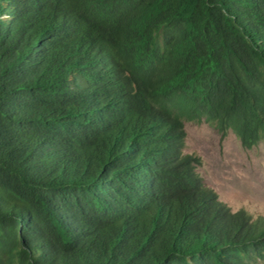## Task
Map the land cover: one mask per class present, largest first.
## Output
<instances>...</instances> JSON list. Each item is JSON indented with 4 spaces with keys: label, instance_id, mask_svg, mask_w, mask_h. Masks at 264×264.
Listing matches in <instances>:
<instances>
[{
    "label": "trees",
    "instance_id": "trees-1",
    "mask_svg": "<svg viewBox=\"0 0 264 264\" xmlns=\"http://www.w3.org/2000/svg\"><path fill=\"white\" fill-rule=\"evenodd\" d=\"M264 138V0H0V264H257L185 121Z\"/></svg>",
    "mask_w": 264,
    "mask_h": 264
},
{
    "label": "rangeland",
    "instance_id": "rangeland-1",
    "mask_svg": "<svg viewBox=\"0 0 264 264\" xmlns=\"http://www.w3.org/2000/svg\"><path fill=\"white\" fill-rule=\"evenodd\" d=\"M185 151L200 158L197 171L234 210L264 214V138L250 147L205 119L185 121ZM257 264H264V259Z\"/></svg>",
    "mask_w": 264,
    "mask_h": 264
}]
</instances>
